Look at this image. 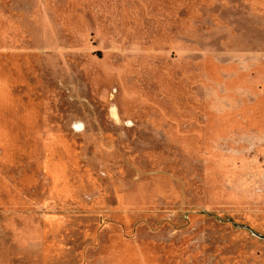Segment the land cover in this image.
Instances as JSON below:
<instances>
[{
	"label": "rangeland",
	"instance_id": "obj_1",
	"mask_svg": "<svg viewBox=\"0 0 264 264\" xmlns=\"http://www.w3.org/2000/svg\"><path fill=\"white\" fill-rule=\"evenodd\" d=\"M252 232L264 0H0V264H264Z\"/></svg>",
	"mask_w": 264,
	"mask_h": 264
},
{
	"label": "water",
	"instance_id": "obj_2",
	"mask_svg": "<svg viewBox=\"0 0 264 264\" xmlns=\"http://www.w3.org/2000/svg\"><path fill=\"white\" fill-rule=\"evenodd\" d=\"M255 236H257L258 238H260V239H263L264 240V236H262V235H259V234H256L255 232H252Z\"/></svg>",
	"mask_w": 264,
	"mask_h": 264
},
{
	"label": "bare ground",
	"instance_id": "obj_3",
	"mask_svg": "<svg viewBox=\"0 0 264 264\" xmlns=\"http://www.w3.org/2000/svg\"><path fill=\"white\" fill-rule=\"evenodd\" d=\"M6 89H7V88H6ZM6 94H7V93H6ZM6 94H5V95H6ZM6 96H7V95H6ZM4 135H5V134H4Z\"/></svg>",
	"mask_w": 264,
	"mask_h": 264
}]
</instances>
